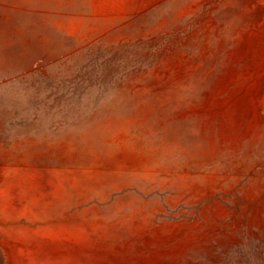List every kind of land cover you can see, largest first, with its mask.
Segmentation results:
<instances>
[{"label":"rangeland","instance_id":"rangeland-1","mask_svg":"<svg viewBox=\"0 0 264 264\" xmlns=\"http://www.w3.org/2000/svg\"><path fill=\"white\" fill-rule=\"evenodd\" d=\"M0 264H264V0H0Z\"/></svg>","mask_w":264,"mask_h":264}]
</instances>
